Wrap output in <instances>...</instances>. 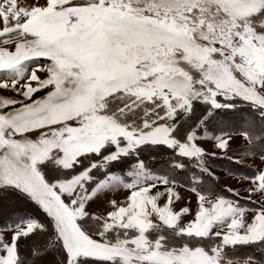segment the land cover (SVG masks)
Returning a JSON list of instances; mask_svg holds the SVG:
<instances>
[{"label":"snow or ice","instance_id":"1","mask_svg":"<svg viewBox=\"0 0 264 264\" xmlns=\"http://www.w3.org/2000/svg\"><path fill=\"white\" fill-rule=\"evenodd\" d=\"M0 264H264V0H0Z\"/></svg>","mask_w":264,"mask_h":264},{"label":"rangeland","instance_id":"2","mask_svg":"<svg viewBox=\"0 0 264 264\" xmlns=\"http://www.w3.org/2000/svg\"><path fill=\"white\" fill-rule=\"evenodd\" d=\"M11 95V93H8ZM237 143H242L239 139L237 141L233 142V147L237 146ZM210 170L215 173L217 176H220V179L218 181H214L217 185H219L222 189L227 186V187H239L238 182L233 179L231 176L227 175V171L232 169L234 166L230 165L226 161H211L210 160ZM123 192L124 190H120V192L115 194V198L122 199L123 198ZM244 195V193H242Z\"/></svg>","mask_w":264,"mask_h":264},{"label":"trees","instance_id":"3","mask_svg":"<svg viewBox=\"0 0 264 264\" xmlns=\"http://www.w3.org/2000/svg\"><path fill=\"white\" fill-rule=\"evenodd\" d=\"M214 183H215V182H214ZM215 184H216V183H215ZM217 186H218V189H219V190H222V188H221L219 185H217Z\"/></svg>","mask_w":264,"mask_h":264}]
</instances>
